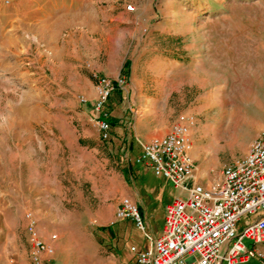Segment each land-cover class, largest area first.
Segmentation results:
<instances>
[{"label":"rangeland","instance_id":"1","mask_svg":"<svg viewBox=\"0 0 264 264\" xmlns=\"http://www.w3.org/2000/svg\"><path fill=\"white\" fill-rule=\"evenodd\" d=\"M149 2L153 7L139 19L138 39L130 42L122 35L114 43L124 48L122 53L131 61L132 71L131 77L122 79L123 109H131L133 118L130 113L120 138L126 132L131 134L127 145L134 144L133 157L139 156L134 119L137 111H144L147 100V119L154 137L167 132L178 116H190L194 119L190 137L193 174L197 183L210 188L221 180L225 166L249 154L264 129V0ZM122 3L137 9L133 0ZM36 44L33 40L30 54L34 56L42 49L34 47ZM15 52V48L8 49L6 56ZM2 53L0 48V56ZM30 54L27 56L33 61ZM91 77L95 86L91 102L84 103L81 92L71 96L53 91L51 101L26 107L22 105L24 96H40L31 81L18 72H0V155L12 159L0 167V202L19 200L25 206L22 218L0 215V264L31 263L24 226L27 213L37 216L45 238L58 236L52 264H85L88 258H95L92 264H113L111 250L98 242L95 232L116 221L122 200L129 198L125 191L134 180L123 173L125 163L120 165L112 154L120 141L105 142L94 110L100 80L108 77ZM27 117L31 122L24 121ZM25 130L47 138L40 140L42 152L34 146L30 163L19 162L17 141L20 144L21 140L10 139L7 145L4 138V133ZM39 158L41 164H36ZM172 193L169 187L166 203ZM162 207L150 220L155 231L163 222ZM104 215L107 218L103 219ZM251 219L244 217L240 224ZM146 243L144 232L134 225L122 244L127 249L122 261L133 245Z\"/></svg>","mask_w":264,"mask_h":264},{"label":"crops","instance_id":"2","mask_svg":"<svg viewBox=\"0 0 264 264\" xmlns=\"http://www.w3.org/2000/svg\"><path fill=\"white\" fill-rule=\"evenodd\" d=\"M133 1L137 6L134 13L126 11V4H123L122 0H0V48L3 52L0 56V72H18L26 80L31 81L30 85L35 87V90L40 94L39 97L34 98L30 95L24 96L22 105L31 107L38 106L42 101H51L53 91H65L71 96L81 92L85 95L83 98L88 103L95 98V86L91 75H104L113 81L126 77L122 73L126 62L130 60L123 55L124 48L122 46L114 45L115 40L122 35L130 42L138 39L139 19L144 12H148L153 7L149 0ZM33 40L37 41L34 47L38 50L39 47L42 48L40 52H36L35 56L30 54V51L33 50ZM11 48H15L16 52L10 57L6 56V51ZM29 54L33 56V61L28 58L27 55ZM27 61H30L32 65ZM131 74L130 68V74L127 77H131ZM74 102L75 100L72 101L73 105ZM149 102L148 100L145 101L144 111L142 110V113L137 111L134 119L133 137L138 143L141 140L149 142L154 138L167 135L176 121L173 122L167 132L154 137L150 121L147 119ZM129 111L133 118L132 110ZM24 121L31 122L28 117L24 118ZM161 130L164 131L165 129ZM121 131L122 129L114 130L111 137L114 143L120 141L122 144L125 138L130 140L132 137L126 132L124 138L121 139ZM4 135L7 145H9L10 139L21 140L20 144L17 141L20 147L17 149L21 153L18 154L20 156L19 162L25 163L33 161L29 155L36 151L34 146L38 145L39 151L42 152L40 140L47 139L41 133L30 130L14 131L11 134L4 133ZM64 135V137H68V134ZM1 138L2 136H0ZM134 147L133 144V152ZM119 148L112 154L115 153L114 156L120 165L125 163L123 173L130 176L132 181L134 180L133 185L125 191V194L139 206L144 221L150 225V220L159 211L158 207L163 205L161 227L155 231L150 225L152 233L147 231L152 237H159L164 225L166 206L173 202L176 197H179L182 192L175 189L166 179L156 177L151 168L146 167L147 169L144 170L136 163V158L133 157V153H129V150L124 156H119ZM9 161L12 159L9 160L5 155H0V167ZM40 161L39 158L35 159L34 162L41 164ZM220 175L222 177V172ZM149 176L156 177L155 182H151ZM189 181L190 183H197L198 180L192 173ZM54 182L55 184L58 183L57 176H55ZM169 187L173 189V195L166 203L165 195ZM175 191H179V193L176 194ZM23 208H25L24 202L19 200L11 199L3 203L0 202V215L4 218H22ZM33 215L38 220L34 213ZM102 218L105 219L107 216L104 215ZM113 224H115L116 239L110 243L112 245L109 248L113 257L112 263L138 264L136 256L140 252L149 250L151 247L150 240L144 234L147 243L139 247L133 245L122 261V254L124 255L127 250H124L122 244L129 236L135 223L132 220L119 221L116 219L115 222L99 227H108ZM24 226L27 231L25 216ZM40 234L45 242L53 245L58 240L57 238L56 241L52 242L51 237L47 239L41 232ZM54 248L56 251L55 245ZM260 249L264 251V249ZM253 263L257 264L255 261L251 262V264Z\"/></svg>","mask_w":264,"mask_h":264},{"label":"built area","instance_id":"3","mask_svg":"<svg viewBox=\"0 0 264 264\" xmlns=\"http://www.w3.org/2000/svg\"><path fill=\"white\" fill-rule=\"evenodd\" d=\"M136 12L133 4L125 7ZM123 89L124 80H100L96 114L114 89ZM86 103V100H83ZM102 138L109 137V124L97 119ZM194 119L180 115L170 132L150 142L139 141L137 164L151 168L156 177L170 182L182 194L165 208L162 233L152 237L146 230L139 206L124 198L116 219L132 220L151 242L146 252L137 254L138 264H264V129L249 154L223 168L222 177L212 187L190 183L195 162L190 153ZM184 193V194H183ZM244 217L251 221L241 225ZM32 264H52L55 248L41 237L33 213L26 216ZM56 235L51 241L57 240ZM249 242V244L247 243Z\"/></svg>","mask_w":264,"mask_h":264},{"label":"trees","instance_id":"4","mask_svg":"<svg viewBox=\"0 0 264 264\" xmlns=\"http://www.w3.org/2000/svg\"><path fill=\"white\" fill-rule=\"evenodd\" d=\"M131 68V62L127 61L124 67V71L122 75L129 76ZM114 89L107 97L105 103L103 104L102 112L97 114V119H105V121L109 124V137L105 139V142H111L112 134L116 129H123L125 125L129 122L130 111L124 110V102H125V92L121 89L117 83L114 82ZM128 139L125 138L118 150L119 156H124L126 152L129 150V153H133V144L127 145ZM132 151V152H131ZM141 156V152L139 156L136 157L137 159ZM114 225L108 227H99L96 232L95 236L98 242L103 245L111 248L110 243H112L116 237L114 234ZM109 241V242H108ZM256 264V263H253Z\"/></svg>","mask_w":264,"mask_h":264},{"label":"bare ground","instance_id":"5","mask_svg":"<svg viewBox=\"0 0 264 264\" xmlns=\"http://www.w3.org/2000/svg\"><path fill=\"white\" fill-rule=\"evenodd\" d=\"M82 244H83V242H82ZM86 247L87 246H89V245H87L86 243L84 244ZM95 259V258H94ZM94 259H90V258H88L87 260H86V263H88V264H92V262L94 261ZM85 263V264H86Z\"/></svg>","mask_w":264,"mask_h":264}]
</instances>
